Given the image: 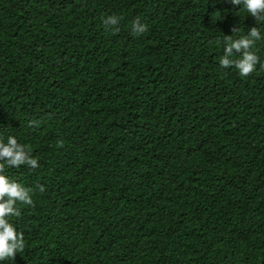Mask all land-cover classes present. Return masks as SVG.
I'll return each instance as SVG.
<instances>
[{"label": "trees", "instance_id": "trees-1", "mask_svg": "<svg viewBox=\"0 0 264 264\" xmlns=\"http://www.w3.org/2000/svg\"><path fill=\"white\" fill-rule=\"evenodd\" d=\"M252 27L255 70L221 68ZM261 64L230 0H0V139L39 164L5 167L33 205L0 264H264Z\"/></svg>", "mask_w": 264, "mask_h": 264}, {"label": "clouds", "instance_id": "clouds-1", "mask_svg": "<svg viewBox=\"0 0 264 264\" xmlns=\"http://www.w3.org/2000/svg\"><path fill=\"white\" fill-rule=\"evenodd\" d=\"M233 6H243V9L254 18L255 22H264V0H230ZM120 17L110 15L103 20V24L112 29L113 34L119 32ZM139 17L131 22V31L134 35H142L147 31ZM231 31L239 29L234 26ZM261 39L260 30L252 27L246 35L233 40L232 36H224V54L219 59V66L227 69L234 67L241 77L249 76L260 62V58L252 51L255 42ZM236 56V59L231 57ZM264 68V64L260 65ZM30 127H39V121H30ZM26 165L30 169L39 167L38 161L31 155L30 149L17 142L14 136H9L7 142L0 139V261L12 260L16 254L23 252L25 241L23 233L17 232L9 217H20L21 211L17 206H32L33 189L10 180L4 175L5 167L14 168ZM41 192L44 188L39 187Z\"/></svg>", "mask_w": 264, "mask_h": 264}]
</instances>
